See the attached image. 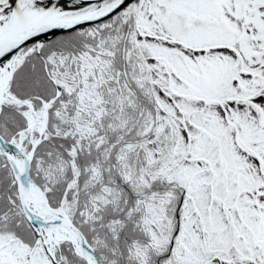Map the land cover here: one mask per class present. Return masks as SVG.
<instances>
[{"label": "snow or ice", "instance_id": "snow-or-ice-1", "mask_svg": "<svg viewBox=\"0 0 264 264\" xmlns=\"http://www.w3.org/2000/svg\"><path fill=\"white\" fill-rule=\"evenodd\" d=\"M0 264H264V0H0Z\"/></svg>", "mask_w": 264, "mask_h": 264}]
</instances>
